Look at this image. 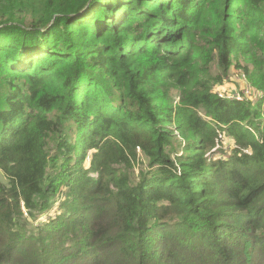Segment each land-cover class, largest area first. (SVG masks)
<instances>
[{
	"label": "trees",
	"instance_id": "trees-1",
	"mask_svg": "<svg viewBox=\"0 0 264 264\" xmlns=\"http://www.w3.org/2000/svg\"><path fill=\"white\" fill-rule=\"evenodd\" d=\"M36 3L0 0V264H264V0Z\"/></svg>",
	"mask_w": 264,
	"mask_h": 264
},
{
	"label": "rangeland",
	"instance_id": "rangeland-1",
	"mask_svg": "<svg viewBox=\"0 0 264 264\" xmlns=\"http://www.w3.org/2000/svg\"><path fill=\"white\" fill-rule=\"evenodd\" d=\"M36 1L37 0H25V9L23 16L21 17L22 24L24 26L29 27V25L32 23V13L36 7ZM236 75L233 76V80L231 83H226L224 86H221L217 89V92H221L220 95H222L224 92H228L231 94H236V97H239V93H243L248 99L255 101V97L257 93L250 89L248 84L244 79L238 78ZM220 136V134L218 133ZM218 136V137H219Z\"/></svg>",
	"mask_w": 264,
	"mask_h": 264
},
{
	"label": "built area",
	"instance_id": "built-area-1",
	"mask_svg": "<svg viewBox=\"0 0 264 264\" xmlns=\"http://www.w3.org/2000/svg\"><path fill=\"white\" fill-rule=\"evenodd\" d=\"M219 137H221V139H222V136H219Z\"/></svg>",
	"mask_w": 264,
	"mask_h": 264
}]
</instances>
